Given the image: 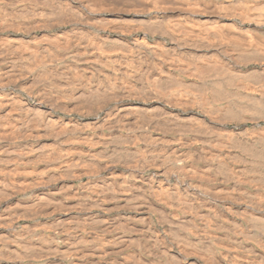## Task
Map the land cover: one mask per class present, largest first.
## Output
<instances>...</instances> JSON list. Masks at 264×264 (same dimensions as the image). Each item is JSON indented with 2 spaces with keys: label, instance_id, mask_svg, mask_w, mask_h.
I'll list each match as a JSON object with an SVG mask.
<instances>
[{
  "label": "bare ground",
  "instance_id": "1",
  "mask_svg": "<svg viewBox=\"0 0 264 264\" xmlns=\"http://www.w3.org/2000/svg\"><path fill=\"white\" fill-rule=\"evenodd\" d=\"M0 37L5 39L6 42H11V43L13 41L12 39L18 38L19 40H21L20 42H22V40H23V43L20 44V42H19V46L21 45V47H20L21 48L20 49L21 55L19 57H22V58L26 57L25 60L28 58V61H29V57L31 59H33L31 55H35V56L41 58V59L38 58L40 60V62H39L33 56L37 60L36 62H39V63H37L38 65L36 64L37 66H39V65L42 66L44 64L45 60H47L46 58H48V57L53 58V59L55 58L58 60L60 59L62 61L66 60V59H71V58H78L76 60L77 61L76 63L80 64V66L81 65L85 66L88 64L92 65V62L98 60L99 62H102L104 64H109V66L111 68V72L114 75H117L118 73L123 72V74L126 76V79H125V77H123L124 75L123 76L120 75L119 78L123 77L125 79V84H124V87H125L124 92L126 91L125 97H126V99L130 100L133 103L129 105L130 107H128V108L127 107L126 108L121 107V108H119V110H121L122 113L127 112L128 116L132 112L135 113L136 115L140 113L139 116H136V117H134L135 116L134 114H133L134 116H132V114H131V116L133 118H135V119L131 120V121H133V125H134V126L132 125V127L134 128V130L136 129L135 131L139 132V134L144 138V144L145 143L147 144L146 148H147V154L148 155L154 154L156 151H157L156 153H158V155L161 154L159 157L155 158V160L157 161L159 166H162V168H161L162 170L159 171V174H160L159 176L161 178H163V177L164 178L160 179L161 183L159 182V184H160L159 186L155 183V185L158 186L159 188H157V190L152 192L153 193L152 197L151 196L150 197L151 198H153V197L158 198V196H159L160 199H162L164 201V203H162V202H159L158 204L155 203L156 209L154 208L153 210L157 211V214L160 216V218L159 217L158 218L161 219V223L165 226V228H167L166 229L167 232H169L167 234H170L172 236V239L175 242V246L183 254V256H184L183 259L186 261V262H184L181 260L182 256H179V257H181L179 260L175 259L174 255L172 256V254H173L172 253L173 251L171 250L172 248L169 249L168 246L166 247V245L165 246L161 245L158 251L160 252L159 256H162L164 258V261L160 262V263H162V264H186L187 262L194 260V258L197 257L198 260L201 262V264H208L211 262H213V264H264V0H0ZM24 40H27L28 42L25 41L26 42L25 43ZM13 43H15V40ZM3 45H5V44H3ZM19 46L16 45V47H19ZM3 48H1V49H3ZM5 49L6 48H4L2 52H4ZM7 51H8V49H7ZM7 51H6V54L4 52L5 56L8 55ZM0 52H1V50H0ZM9 54H10V52H9ZM11 54H13L12 51H11ZM14 56L16 57V55H14ZM8 58H9V55H8ZM58 60H54V61L57 62ZM11 61L12 60H10V62H9L10 64H11ZM33 61H29V62H33ZM51 61H53V60H51ZM73 61H75V60H73ZM14 62H15V60H14ZM35 63H33V64L35 65ZM46 63H48V61H46ZM49 63H50V61H49ZM62 63H65V62H62ZM25 64H27V63H25ZM66 64L68 66V63H66ZM71 64H73V62ZM16 65H18V64H16ZM16 65L13 64L12 66H7L6 68L4 67L5 70L3 72L0 71V72H2V73H0V87H2L1 85H5V84L7 85L8 83L14 84L17 82V80H20V83H22L28 77V74H30V72H31V70H30L31 67H28L29 64H28V66H26L27 69H25L24 72L18 74V77H16L17 80H15V78L12 77L14 80H12V78H11V80L8 83H4L3 78L6 77L4 75L12 73V71L16 69V67H15ZM34 65H31V66L33 67ZM45 65H47V64H45ZM18 66H20V65H18ZM54 66H55V64H54ZM57 66H55V67H57ZM109 66H108V69H109ZM69 67H70V65H69ZM77 67H79V66H77ZM17 68L19 69V67H17ZM33 69H34V67H33ZM55 69H57V68H55ZM70 69H71V67H70ZM75 69H77V68L75 67ZM108 69H106V70H108ZM93 71H95V70H93ZM38 72L36 70V74H38ZM40 72H41V70H40ZM89 72H90V70H89ZM48 73H50V72H47V74ZM98 73H100V69H98ZM108 73L109 72H107L106 74H108ZM40 74L43 76L42 73H40ZM40 74H38V75H40ZM51 74H53V73H51ZM65 74L62 73V75H65ZM76 74H78V73H76ZM106 74L103 72L102 77L103 78L106 77ZM33 75H35V74H33ZM84 75H86V74H84ZM84 75H83V77H85ZM103 75H105V76H103ZM8 76H10V75H7V77ZM14 76H16V75H14ZM56 76H58V74ZM60 77H62V76L60 75ZM65 77H68V76L65 75ZM86 77H89V76L86 75ZM96 77L97 76H95L94 78H96ZM48 78L51 79L52 76H50ZM94 78H92V80ZM99 78H98V80H100ZM119 78H116V76H115V78H113L114 82L113 81L112 82L115 83L116 82L115 79H119ZM44 79H42V80H44ZM37 80H36V82H39L38 78H37ZM68 80H69V78L66 79V81H68ZM86 80L89 81V78H86ZM110 80H112V79H110ZM110 80L107 83H110ZM33 81H32V83H33ZM71 81L72 80L69 81L70 84H71ZM103 81H106V80H103ZM41 82H43V81H41ZM44 82H46V80ZM98 82H100V81H98ZM86 83L90 85V83H88V82H86ZM46 85H49V84H46ZM21 86H23V85H21ZM32 86H33V84H32ZM52 86H55V85L53 84ZM114 86H115V84H114ZM33 87H35V86H33ZM33 87H31V88H33ZM86 87L87 86L85 85V89L88 88V87L87 88ZM18 88H20V87H18ZM61 88H64V87H61ZM61 88H59L60 89L59 91L62 90ZM98 88H99V86H98ZM108 88H110L109 90L112 89L111 86H109ZM21 89H22L23 94H24V90L26 88L24 90H23V88H21ZM104 89H107V87ZM109 90H108V94L114 91V90H111V92H109ZM118 90H119V88H118ZM17 91H19V90H17ZM44 91H46V90H44ZM106 91L107 90H105V92ZM29 92H31V91L29 90ZM38 92H39V90H38ZM94 92L91 90L88 93H89V95H92V93H94ZM0 93H1V91H0ZM41 93H42V91H41ZM80 93H81V89H80ZM35 94H37V93H35ZM62 94L61 95L59 94V96H57V97L58 98H60V96L62 97ZM111 94H112L111 96L114 95L113 93H111ZM115 94L116 95H114V96L118 97L116 92H115ZM122 94H124V93H122ZM122 94H121V96H122ZM8 95H6V97ZM15 95L20 96L18 94H15ZM100 95L98 97H103V95L102 96H100ZM13 96H14V94H13ZM41 96L43 97V94H41ZM71 96H72V94H71ZM111 96H109V97H111ZM121 96H120V98H123ZM6 97L4 95V98H6ZM11 97H12V95H11ZM11 97H9V98L11 99ZM46 97L48 98V96H46ZM54 97H56V96H54ZM105 97L108 99L107 94L105 95ZM14 98H15V102H16L17 98L16 97H14ZM62 98H64V96ZM94 98L97 99L95 96L93 97V99ZM39 99H37V100H39ZM43 99H45V97H43ZM46 99H45V101H46ZM57 100H59V99H57ZM65 100H66V97H65ZM91 100H92V98H91ZM119 100L120 99H118V101ZM72 101H73V99H72ZM72 101H71V103H72ZM75 101L76 100H74V102ZM10 102H12V101H9V103ZM15 102H12V103L17 105ZM42 102H43V100H42ZM56 102L54 100V102H53L54 106H56L55 105ZM68 102H70V101L68 100ZM101 102H102V100H101ZM12 103H10V104H12ZM103 103H97L96 105L103 104ZM4 104H6V103H4ZM18 104H19V102H18ZM51 104H52V102H50L49 105H51ZM85 104H88V102H86ZM111 104H113V103H111ZM45 105L47 106V104H45ZM76 105H77V103H76ZM79 105H77L78 107L77 106H75V107L79 108ZM93 105H95V104L93 103ZM11 106H14V105H11ZM51 106H53V105H51ZM64 106L65 105L62 104V108ZM81 106H83L82 103H81ZM86 107L89 108V106H87V105H86ZM111 107H112V105H111ZM114 107H116V106H114ZM49 108H52V107H49ZM58 108H60L59 105H58ZM99 108H101V107H99ZM107 108H109V107H107ZM25 109H26V111L28 110L27 108H24L22 110H25ZM65 109H63V110H65ZM82 110H83V108H82ZM94 110H95V108H94ZM53 111H54V109H53ZM18 112L20 113L21 110ZM35 112H37V110H35ZM66 112H68V111H66ZM70 112H75V111H70ZM5 113H9V111L5 112ZM26 113L27 112H25V114ZM75 113H77V112H75ZM91 113H92V111H91ZM107 113H110V112H107ZM37 114H35V115H37ZM39 114H41V113H39ZM79 114L80 113L78 111V115ZM126 114H125V117H128V116H126ZM9 115H6V116L9 117ZM43 115H45V114H43ZM88 115H89V113H88ZM112 115L113 114H111L110 116H112ZM38 116H39V118L41 117L40 115H38ZM123 117H124V114H123ZM63 118H64V116H63ZM136 118H139V119H137L138 121L136 120ZM4 119H5V117H4ZM6 120H8V119L6 118ZM32 120H33V118L29 121L32 122ZM22 121H23V119H22ZM48 121L49 120H47V125L49 124ZM126 121H127V119H126ZM126 121L124 122L125 124H126ZM16 122H17V120H16ZM54 122L55 121H53L52 123H54ZM112 122L114 123V121H112ZM26 123H27V121H26ZM52 123H50L51 125H48V126L53 127ZM10 124L11 123L9 122V126H10ZM23 124H21V126H23ZM35 124H36V122H35ZM107 124H108V121H107ZM114 124H112V125H114ZM3 125H4V123H3ZM27 125H29V124H27ZM126 125H129V124H126ZM5 126H6V123H5L4 127ZM11 126H13V125H11ZM44 126H45V124H44ZM70 126H71V124H70ZM109 126H111V125H109ZM32 127H34V126H32ZM37 127H39V126H37ZM55 127H57V126H55ZM98 127H99V125H98ZM128 127H129V129L132 128L131 126H128ZM18 128L19 127H15L16 130ZM23 128L28 129L26 127H23ZM35 128L36 127H34V129ZM42 128H38V129H42ZM46 128L47 127L45 126V128L43 130H45ZM75 128H77V127H75ZM90 128L91 127H89V129ZM10 129L11 128H9V130ZM12 129L14 130V128H12ZM47 129H49V128H47ZM68 129H70V128H68ZM129 129H128V131H130ZM4 130L6 132V129H4ZM9 130H8V132H10ZM13 130H11L10 134L12 133ZM24 130H23V132H24ZM122 130H123V127H122ZM134 130H132V131H134ZM18 131H19V129H18ZM20 131H19V133H20ZM53 131L55 132V130H53ZM69 131L71 132L72 130H69ZM26 132H28V131H26ZM29 132H30V130H29ZM56 132H55V134L57 136ZM67 132H68V130H67ZM108 133H109V131H108ZM110 133H112V131ZM13 134H15V133H12V135ZM47 134L49 135L50 133L48 132ZM93 134H95V133H93ZM133 134H134V132H133ZM12 135H10V137ZM21 135L24 136V134H21ZM48 135L46 136L47 138L50 136V135L49 136ZM65 135H68V134H65ZM136 135H137V133H136ZM38 136H37V138H38ZM40 136L42 138L43 137L45 138V136H43V134L42 135L40 134ZM56 136H55V138H57ZM70 136H71V134H70ZM16 137L18 138L17 134H16ZM52 137H53V135H52ZM89 137L91 138V136H89ZM3 138H4V136H3ZM90 138L84 139L81 141H83L82 143H86L87 145H89L91 147L98 148L99 150H98L97 154L99 156H101V158L104 157V158L110 160V162L115 163V164L120 163V164L128 166V167H130V166L131 167H137L136 158L140 157L138 154L139 151L138 152L133 151V150H131L132 148L131 149H124L123 148V145H125V146L127 145L126 142H131V144H132V142L136 138L134 135H130V136L125 137V138H122V135H120V136L114 135L112 138L113 140H108L111 144H109V142L95 143V141L93 142ZM18 139H20V138H18ZM61 139H63V137ZM69 139H70V137H69ZM75 139H74V141H76ZM57 140H54V141H57ZM63 140H65V139H63ZM16 141H19V140L16 139ZM36 141H34V142H36ZM136 141L138 142L137 139H136ZM72 142H73V140L69 144L70 145L74 144V142L73 143ZM137 142L134 141V144ZM139 142H141V141H139ZM75 143H77V142H75ZM141 143H143V142H141ZM17 144H18V142H17ZM25 144H27V143L25 142ZM50 144L51 143H48V147H49L48 149L53 148V146H54V144H52L53 146L51 145V147H50ZM8 145H6V146L8 147ZM45 145H47V144H45ZM2 146H4V145H2ZM22 146H23V144H22ZM37 146L39 147V145H37ZM44 147H46L45 149H47V146H44ZM131 147H132V145H131ZM140 147H141V145H140ZM67 148H70V147H67ZM41 149H39V150H41ZM54 149H52V150H54ZM77 149H76V153H78ZM143 149H144V145H143L142 151H144ZM19 150H20V148H19ZM26 150H27V147H26ZM57 150L59 151L60 149H57ZM71 150H72V148H71ZM71 150H70V152H71ZM42 151H43V149H42ZM30 152H33V151H28L26 153V155L24 154L25 157H23L21 160L25 161L26 163H29L31 160H33V157H32ZM73 152L74 153H72V152L71 153L75 154V151H73ZM144 152H142V153H144ZM5 153H3V154H5ZM7 153H8V151H7ZM14 153L15 152H13L12 154L14 155ZM48 153L49 152H45L44 154H46V156L45 155L44 156L47 157ZM60 153H61V151H60ZM86 153H87L86 155H89L88 152H86ZM39 154H42L41 151ZM51 154L52 153H50V155ZM64 154H66V151ZM82 154L84 155V152ZM144 154H141V155L146 156V154L145 155ZM16 155L18 156V152H16ZM66 156L63 155V158ZM143 156H141L140 158H142ZM48 157H47V159H48ZM88 157H90V156H88ZM40 158H38V159H40ZM72 158H70V159H72ZM92 159H93V157L91 158V160ZM96 159H98V158H96ZM151 159H153V157ZM48 160H50V159H48ZM59 160L60 159H58L57 161H59ZM67 160H69V159H67ZM146 160H148V159H146ZM4 162H5V160H4ZM40 162H41V159L38 163H40ZM42 162L44 164L47 163V161L45 162V160ZM82 162H84V160ZM10 163L13 164L14 162H10ZM10 163H8V164H10ZM15 163H17V162H15ZM26 163H25V165H26ZM48 163L52 164V162H48ZM72 163L74 164L75 162H71V164ZM92 163H90V165L95 164V163H93V164ZM29 164H32V163H29ZM54 164H55V161H54ZM134 164H135V166H133ZM138 164H139V162H138ZM140 164L142 165V163H140ZM148 164L145 163V166ZM21 165L23 166V162ZM58 165L60 166L61 164H58ZM58 165L56 167L59 168ZM84 165H86V163ZM87 165H89V164H87ZM106 165H108V164H104L105 168H106ZM110 165L111 164H109V166ZM122 165H120V166H122ZM141 165H139V169H140ZM80 166L82 167L83 165H80ZM93 166H91L92 169H95L96 168L95 166H97V165L94 166L95 168H93ZM101 166H102V168H104L103 165H101ZM122 167H124V166H122ZM158 167H155V168H158ZM9 168H11V167H9ZM58 168H56V169H58ZM135 169L136 168H134V170ZM6 170H4V171L7 172ZM47 170H48V168H47ZM61 170L62 169H60V171ZM104 170H102V172ZM15 171H17V169ZM22 171L24 172V174L25 173L27 174V175H25L27 177L29 174L28 171H26L25 169H22ZM33 171H34V169H33ZM33 171H31V172H33ZM43 171L44 170H42L41 172H43ZM97 171H99L98 166H97ZM142 171H143V168H142ZM93 172H95V171L93 170ZM8 173H10V172H8ZM8 173H5V174H8ZM11 173H12V170H11ZM36 173H38V172H35L34 174L30 173L29 175H32V174L35 175ZM66 173H64V174L67 175ZM76 173H75V176H76ZM78 173H79V171H78ZM78 173H77V175H78ZM14 174H15V172H14ZM47 174H49V173H47ZM84 174L86 175L87 173L84 172ZM84 174H82V176ZM119 174L120 175L122 174L121 171ZM9 175H11V174H9ZM9 175H7V176H9ZM15 175H13V177ZM17 175H18V171H17ZM19 175H21V174H19ZM38 175L36 174L37 177H38ZM72 175H74V173L71 174V176ZM122 175H124V174H122ZM132 175H133V173H132ZM69 176L67 175L66 177H69ZM96 176H97V173H96ZM96 176H95V178H96ZM111 176H113V175H111ZM145 177H148V176H145ZM52 178H53V174H52ZM62 178H63V175H62ZM113 178H114V176H113ZM15 179H13V182ZM20 179H21V177H20ZM39 179H40V177H39ZM39 179H37V181H36L37 184H38V182H40ZM63 179H62V181H63ZM127 179H129V177L125 176L121 180V183L126 184ZM132 179H133V176H132ZM142 179H144V178H142V176H141V180ZM170 179L174 180V184L172 183L173 186L169 185ZM0 180H2V179H0ZM23 180H24V178H23ZM42 180H41V182L44 183V180L43 181ZM134 180H135L134 182H136V185L139 186V187H135V188L133 187L134 189L137 188L136 191L131 195L127 194V193L131 192L128 189H127L128 192L126 194L123 192L119 193V194L117 193V199L119 200V202L121 204H123L122 205L123 209L137 210L138 215L143 216V215L147 214L148 207H147L146 203L150 202V201H149V199H147L148 201L145 203L141 199V196L142 195L144 196V192L142 195L140 194V193H142L141 191H143L142 188H144V186H145L143 180L139 181L138 179H135V178H134ZM8 181H10V179ZM80 181H81V179H80ZM151 181H152V179H151ZM157 181H158V179H157ZM11 182H12V180H11ZM15 182H16V180H15ZM30 182H29V184H30ZM46 183H49V182H46ZM14 184L16 185V183H14ZM19 184H18V186H19ZM32 184L33 183L31 182L30 185H32ZM60 184H62V183H60ZM21 185H22V183H21ZM36 185L34 186L35 188H36ZM93 185L91 184V186H93ZM119 185H117V186H119ZM150 185L152 186V182ZM23 186H24V183H23ZM25 186L22 188H25ZM48 186H50V185H48ZM65 186H67V185H65ZM0 187H2V186L0 185ZM67 187H69V186H67ZM98 187H96V188H98ZM150 187H149V190L151 189ZM13 188H15V187L11 188L12 191H13ZM96 188H94V189H96ZM180 188H181V190H180ZM3 189H5V188H3ZM17 189H19V188H17ZM64 189L65 188H63V190ZM118 189H119V187H118ZM120 189H121V187H120ZM209 189H211V191H210L211 193L209 192ZM23 190H25V189H23ZM60 190H61V188H60ZM151 190H153V189H151ZM151 190H150V192H151ZM67 191H68V188H67ZM17 192L20 193V191H17ZM22 192L23 191L21 190V193ZM57 192H61V191L58 190ZM75 192L76 191H73V193H75ZM90 192H91V194H92V192L94 193L93 190H91ZM90 192H89V194H90ZM95 192H99L101 194L103 191L101 189L100 190L96 189ZM15 193H16V191H15ZM33 193H35V191ZM36 193H37V191H36ZM103 193H105V192H103ZM114 193H111V194H114ZM52 194H56V193L54 192ZM83 195H84V192H83ZM25 196L27 197V194L24 195V197ZM78 196H80V194ZM84 196H86V194ZM199 196H202L203 198L201 197L202 199H199ZM40 197H41V195H40ZM87 197H89V196H87ZM5 198H6V196L4 197V199ZM63 198H65V197H63ZM94 198L91 201H94ZM22 200H20V201L22 202ZM26 200H24V201H26ZM157 200H159V199H157ZM57 201H58V199H57ZM28 202H30V201H28ZM59 202H58V204H59ZM61 202H63V200ZM46 203H49V202L46 201ZM52 203H53V201H52ZM103 203H105V202H103ZM54 204H55V202H54ZM61 204H59V205L62 207ZM75 204H76V202H75ZM5 205H7V204H5ZM18 205L20 206V204H18ZM80 205H82V204H80ZM90 205H89V207H90ZM112 205H110V206H112ZM116 205H119V204H116ZM22 206H21V208H25ZM34 206H37V205H33L32 207L34 208ZM60 206H58V207H60ZM67 206H64V207L67 209ZM75 206H77V205H75ZM26 207L28 209V206H26ZM50 207H51V205H50ZM55 207H56V205H55ZM79 207L81 208V206H79ZM94 207H95V205L92 207V209H94ZM115 207H117V206H115ZM10 208H12V207H10ZM19 208L20 207H18V209ZM29 208H31V207L29 206ZM40 208H43V207H40ZM77 208H78V206H77ZM90 208H89V210H90ZM6 209H8V208H6ZM37 209H39V208H37ZM69 209H67V210L71 211L74 208L70 207ZM111 209H114V208H111ZM23 210H25V209H23ZM45 210L47 211V209H45ZM89 210H86V212H88ZM166 210H168V212L169 211L173 212L174 214L169 215V213H168L166 215L165 214ZM32 211H34V210H32ZM78 211H80V210H77V212ZM156 211H155V213H156ZM100 212H101V210H100ZM31 213L34 214L33 212H31ZM83 213L85 214V212H83ZM90 213H91V211H90ZM116 213H118V212H116ZM153 213H154V211H153ZM21 214H22V211H21ZM21 214H18V215H21ZM96 215H97V211H96ZM16 216H17V214H16ZM35 216H36V214H35ZM115 216H117V215L115 214ZM128 216H130V215H128ZM19 217H21V216H19ZM145 217H147V216H145ZM149 217H150V215H149ZM22 218H25V215H24V217L22 216ZM26 218H28V217H26ZM127 218H126V220H127ZM144 218H142V219H144ZM94 219H96V218H94ZM191 219L192 220L198 219V221L200 223V228H197L195 225H193V223L190 221ZM9 220L6 222H10ZM74 220L77 221L76 219H74ZM63 221H64V219H63ZM75 221H71V222L73 223ZM91 221H93V218ZM79 222H81V221H79ZM67 223H69V221H67ZM132 223H133L132 225H135L136 221H132ZM97 224H99V223L97 222ZM112 224L110 223V221L105 222V220H104V223L102 224V228L106 232L107 239L104 240V242L100 241L102 243L98 247L94 246V245L91 246V244L90 245L87 244L85 239H84V241L86 243L85 242H79V243L76 242L78 244L72 250V251H76V254H75V255H77L76 258H78V260H79V258L84 259V260L85 259L88 260V259L93 258L94 260H97V262L103 261V264H130V262H125L122 260H121L122 262H120V261L115 262L112 260L110 262L109 261L106 262V259L108 260V255L113 254L112 251H115V252L120 251V249L123 248V245H125L126 240L129 239V238L125 239L123 234L114 230ZM126 224H128V223H126ZM74 225H76V224L74 223ZM94 225H96V224H94ZM130 225H131V223H130ZM121 226H123V225H121ZM62 227L64 229V226H62ZM92 227H93V225H92ZM148 227L146 229L147 231H148ZM11 230H13V229H11ZM92 230L94 231L97 229H92ZM140 230H138V232ZM156 230H158V228ZM26 231H24V232L26 233ZM32 231H34V230H32ZM41 232H43V231H41ZM59 232H61V231H59ZM161 233H163V232H161ZM20 235H21V233H20ZM38 236L36 237V235H35V238H38ZM1 237H3V236L0 235V238ZM18 237H19V235H18ZM160 237H163V236L161 235ZM40 238H42V237H40ZM48 239H49V237H48ZM66 239H68V237ZM79 239H80V241L81 240L83 241V239H81V237H79ZM99 239H100V237H99ZM103 239H104V237H103ZM1 240H3V239L1 238ZM92 240H90V241H92ZM145 240H148V239H145ZM164 240H165V238H164ZM9 241H10V243L12 242L11 239ZM43 241L45 242V238L43 239ZM93 241H95V239ZM1 242L2 241H0V243ZM4 242L5 241H3V243ZM22 242L24 243L25 241L22 240ZM41 242H42V240H41ZM100 242H96L94 244L96 245L97 243L99 244ZM165 242L166 241H164V243ZM166 243H168V242H166ZM138 244H137V246L139 247ZM69 245H71V244H69ZM11 246H12V243H11ZM43 247L41 246V248H43ZM2 248H4V247L2 246ZM33 248H34V246H33ZM35 248H36V246H35ZM38 249H39V247H38ZM58 250H60V249H58ZM144 250H146V249H144ZM14 252H12V253L15 254V256H16V253H21L18 251L17 252L14 251ZM143 252H145V251H143ZM35 253H37V251H35ZM39 253H40V251H39ZM73 255H72V258H73ZM137 256H136V258H137ZM153 256H155V254ZM156 256H157V254H156ZM6 257H7V255H6ZM29 257L31 258L30 255H29ZM33 257L35 258L36 255ZM2 258L3 259L5 258V256L3 254H2ZM11 258H13V257H11ZM22 258L24 260L23 256H22ZM30 258H29V260H30ZM129 258H132V257L129 256ZM35 260H33V261H35ZM126 261H128V260L126 259ZM10 262H11V260H10ZM141 262L143 264V262H145V261L142 260ZM153 262H155V261H153ZM46 263H47V260H46ZM70 263L72 264V262H70ZM86 263H88V262H86ZM51 264H52V262H51ZM95 264H98V263H95ZM132 264H134V263H132ZM137 264H138V262H137ZM145 264H146V262H145ZM157 264H159V263H157Z\"/></svg>",
  "mask_w": 264,
  "mask_h": 264
},
{
  "label": "rangeland",
  "instance_id": "2",
  "mask_svg": "<svg viewBox=\"0 0 264 264\" xmlns=\"http://www.w3.org/2000/svg\"><path fill=\"white\" fill-rule=\"evenodd\" d=\"M1 38V37H0ZM3 38H1L0 39V50H1V54H0V71H4L5 70V68L7 67V66H12L13 64L14 65H16V64H18V65H20V66H18V65H16L15 67H16V69L15 70H13L12 71V73H10V74H7V75H10V76H8L7 77V75H4V76H6V77H4L3 78V80H4V83H8L10 80H11V78L13 77V78H15V80H17L16 79V77H18V74H20V73H22V72H24V70L25 69H27V67L26 66H28V64H29V66L28 67H31L30 68V70H31V72H30V74H28V77L22 82V83H20V80H17V82L16 83H14V84H5V85H1L2 87H0V91H1V93H0V97L2 98H0L1 100H0V120L2 121H0V179H2V180H0V185L2 186V187H0V235L1 236H3V237H1L3 240H1V238H0V241H2L1 243H0V264H11L12 262V264H51V262H52V264H71L70 262H72V264H95V263H98V264H103V261H98L97 262V260H94L93 258L92 259H80L79 258V260H78V258H76V256L77 255H75L76 254V251H72L73 250V248L79 243V242H87V244H91V246H99L102 242H104V240H106L107 239V235H106V232L103 230V228H102V224L104 223V220H105V222L106 221H110V223L113 225V229L114 230H116L117 232H120L121 234H123L124 235V237H125V239H128V240H126V243H125V245H123V248L122 249H120V251H117V252H115V251H112V253L113 254H109L108 255V260L106 259V262L107 261H120V262H122V261H125V262H130V264H132V263H134V264H137V262H138V264H142V260L143 261H145L146 262V264H157V263H159V264H162V263H160V262H163L164 261V258L162 257V256H159L160 254V252L158 251L159 250V248H160V246L162 245V246H165L166 245V247L168 246V248L170 249V248H172L171 250L173 251L172 253V256L174 255V258L175 259H177V260H179L181 257H179V256H182V258H181V260L182 261H184V262H186L183 258H184V256H183V254L180 252V250L175 246V242L173 241V239H172V236L170 235V234H167V233H169V232H167V228H165V226L161 223V219H159L160 218V216L157 214V211L156 210H153L154 208L156 209V204H158L159 202H162V203H164V201L162 200V199H160V197L158 196V198H151L152 197V192H154L155 190H157V188H159L158 186L160 185L159 184V182L161 181L160 179H163V178H161L159 175V171H161L162 169V166H159L158 165V163H157V161L155 160V158H157V157H159L160 155H158V153H154V154H150V155H148L147 154V148H146V146H147V144L145 143L144 144V138L139 134V132H137V131H135L134 130V128L132 127V125H133V121H131V120H133V119H135V118H133L132 116H134V117H136V116H139V114H135V113H130L129 114V116H128V113L127 112H124V113H122L121 112V110H119V108H121V107H130L129 105L130 104H132L133 102H131L130 100H128V99H126V97H125V93H126V91L124 92V89H125V87H124V84H125V79H126V76L123 74V72H121V73H118L117 75H114L112 72H111V68H110V66H109V64H104V63H102V62H99L98 60L97 61H94V62H92V65L91 64H88V65H81L80 66V64H78V63H76L77 61V59L78 58H71V59H66V60H64V61H62V60H58V59H53V58H50V57H48V58H46L47 60H45V62H44V64L41 66V65H39V66H37L38 64L37 63H39L40 62V60L39 59H41V58H39V57H37V56H35V55H31L32 56V58L33 59H31L30 57H29V61H33L35 58L39 61V62H36L37 60L35 59L33 62H29L28 61V58L25 60V58H22V57H19L21 54V45L19 46V42L21 41V40H19L18 38L17 39H12L13 41H12V43L11 42H6L5 41V39H3ZM14 40H15V43H13L14 42ZM28 42L27 40H24V42ZM4 42V43H3ZM25 42V43H26ZM5 44V45H3V44ZM11 43V44H10ZM18 43V44H17ZM21 43H23V40H22V42H20V44ZM14 44V45H13ZM16 45L17 46H19V47H16ZM6 48L5 49V54H6V51H7V49H8V51H7V54L9 55V58H8V55H6L5 56V54H4V52H2L3 51V49L4 48ZM16 47V48H15ZM1 48H3V49H1ZM14 48V49H13ZM19 48V49H18ZM10 49V50H9ZM11 51H12V53L13 54H11ZM9 52H10V54H9ZM16 53V54H15ZM13 55V56H12ZM14 55H16V57L14 56ZM35 58H34V57ZM15 58V59H14ZM39 58V59H38ZM2 59V60H1ZM7 60V61H6ZM10 60H12L11 61V64L9 63L10 62ZM14 60H15V62H14ZM23 60V61H22ZM51 60H58L57 62L56 61H51ZM73 60H75V61H73ZM17 61V62H16ZM22 63H21V62ZM46 61H48V63H46ZM49 61H50V63H49ZM3 62V63H2ZM36 62V63H35ZM52 62V63H51ZM62 62H65V63H62ZM73 62V64H71V63ZM16 63V64H15ZM25 63H27V64H24ZM33 63H35V65L37 66H35ZM55 64V66H57V67H55L54 66V64ZM66 63H68V66H67V64ZM34 65L33 67H34V69H33V67L31 66V65ZM45 64H47V65H45ZM66 64V65H65ZM45 65V66H44ZM69 65H70V67H71V69H70V67H69ZM79 66V67H77V66ZM106 65V66H105ZM41 66V67H40ZM62 66V67H61ZM65 66V67H64ZM84 66V67H83ZM108 66H109V69H108ZM5 67V68H4ZM17 67H19V69L17 68ZM43 67V68H42ZM47 67V68H46ZM53 67V68H52ZM67 67V68H66ZM75 67L77 68V69H75ZM87 67V68H86ZM107 67V68H106ZM41 68V69H40ZM45 68V69H44ZM52 70H51V69ZM55 68H57V69H55ZM73 68V69H72ZM86 68V69H85ZM108 69V70H106V69ZM29 69V68H28ZM44 69V70H43ZM50 69V70H49ZM69 69V70H68ZM97 69V70H96ZM98 69H100V73H98ZM36 70H37V72L39 71L40 72V70H41V72L40 73H42L43 74V76L38 72V74H40V75H38V74H36ZM73 70V71H72ZM77 70V71H76ZM79 70V71H78ZM83 70V71H82ZM89 70H90V72H89ZM93 70H95V71H93ZM102 70V71H101ZM16 71V72H15ZM50 72V73H48L47 74V72ZM54 71V72H53ZM63 74H65L66 76H68V77H65V75H62V73ZM68 71V72H67ZM71 73H70V72ZM93 71V72H92ZM2 72H0V73H2ZM19 72V73H18ZM34 72V73H33ZM46 72V73H45ZM57 72V73H56ZM60 72V73H59ZM81 72V73H80ZM95 72V73H94ZM98 74H97V73ZM107 73V72H109L108 74H106V77H102V73ZM51 73H53V74H51ZM76 73H78V74H76ZM33 74H35V75H33ZM58 74V76H56ZM84 74H86L87 76H89V77H86V75H84ZM14 75H16V76H14ZM49 75V76H48ZM60 75L62 76V77H60ZM76 75V76H75ZM83 75L86 77V78H89V81H87L86 80V78L85 77H83ZM123 76V77H125V79L123 78V77H120L119 78V76ZM34 76V77H33ZM38 76V77H37ZM50 76H52V78L50 79V78H48V77H50ZM81 76V77H80ZM93 76V77H92ZM95 76H97L96 78H94ZM103 76H105V75H103ZM115 76H116V78H119V79H115V83H113L114 82V80H113V78H115ZM118 76V77H117ZM33 77V78H32ZM65 77V78H64ZM78 77V78H77ZM81 79H80V78ZM100 77V78H99ZM12 78V80H14ZM36 78V79H35ZM37 78L39 79V82H36V80H37ZM44 79V80H42V79ZM48 80H47V79ZM63 78V79H62ZM67 78H69V80L68 81H66V79ZM92 78H94L93 80H92ZM98 78L100 79V80H98ZM28 79V80H27ZM53 79V80H52ZM74 79V80H73ZM110 79H112V80H110ZM35 82H34V81ZM43 81V82H41V81ZM46 80V82H44ZM56 80V81H55ZM65 80V81H64ZM70 80H72L71 81V84L69 83V81ZM84 80V81H83ZM100 81V82H98V81ZM102 80V81H101ZM103 80H106V81H103ZM109 80H110V83H107V82H109ZM120 80V81H119ZM124 80V81H123ZM29 81V82H28ZM32 81H33V83H32ZM38 81V80H37ZM52 81V82H51ZM113 81V82H112ZM54 82V83H53ZM58 84H57V83ZM61 82V83H60ZM76 82V83H75ZM86 82H88V83H90V85L89 84H87ZM106 82V83H105ZM59 86H57L56 84ZM84 83V84H83ZM102 83V84H101ZM118 83V84H117ZM27 84V85H26ZM32 84H33V86H35V87H33L32 86ZM39 84V85H38ZM46 84H49V85H46ZM55 85V86H52V85ZM94 84V85H93ZM114 84H115V86H114ZM14 85V86H13ZM20 85V86H19ZM21 85H23V86H21ZM31 85V86H30ZM43 85V86H42ZM70 85V86H69ZM85 85L88 87H86L87 89H85ZM89 85V86H88ZM99 86V88H98V86ZM118 85V86H117ZM123 85V86H122ZM46 86V87H45ZM76 86V87H75ZM109 86H111V90H114L113 92H111V90H109L110 88H108ZM121 88H120V87ZM4 87V88H3ZM18 87H20V88H18ZM31 87H33V88H31ZM61 87H64V88H61ZM81 89V93H80V89ZM97 87V88H96ZM107 87V89H104V88H106ZM21 88H23V90H24V94H23V91H22V89ZM41 90H40V89ZM44 88V89H43ZM59 88H61L62 90L61 91H59L60 89ZM95 88V89H94ZM102 88V89H101ZM118 88H119V90H118ZM15 89V90H14ZM99 89V90H98ZM104 89V90H103ZM17 90H19V91H17ZM21 90V91H20ZM29 90L31 91V92H29ZM38 90H39V92L41 93V91H42V93L41 94H43V97H45V99L47 98L46 96H48V98L46 99V101H45V99H43V97L41 96V94L38 92ZM44 90H46V91H44ZM57 90V91H56ZM74 90V91H73ZM77 90V91H76ZM83 90V91H82ZM95 91L94 93H92V95H89V91ZM105 90H107L106 92H105ZM108 90H109V92H111V93H113L114 95H116L115 94V92L117 93V96L119 97H116V96H111L112 94L111 93H109L108 94ZM17 91V92H16ZM26 91V92H25ZM45 93H44V92ZM51 91V92H50ZM73 91V92H72ZM76 91V92H75ZM88 91V92H87ZM6 92V93H5ZM28 92V93H27ZM71 92V93H70ZM14 94V96H13V94ZM21 93V94H20ZM35 93H37V94H35ZM53 93V94H52ZM63 93V94H62ZM80 93V94H79ZM88 93V94H87ZM91 93V92H90ZM103 93V94H102ZM105 93V94H104ZM122 93H124V94H122ZM9 94V95H8ZM15 94H18V95H20V96H17V95H15ZM35 94V95H34ZM59 94L61 95L62 94V97L64 96V98H62L61 96H60V98H58L57 96H59ZM71 94H72V96H71ZM84 96H83V95ZM86 94V95H85ZM101 94V95H100ZM107 94V96H108V99L105 97V95ZM121 94H122V96H121ZM4 95H5V97H6V95H8L9 97H11V95H12V97H11V99L8 97H6V98H4ZM37 95V96H36ZM46 95V96H45ZM56 96V97H54V96ZM82 95V96H81ZM92 98V100H91V98L89 97V96ZM97 95V96H96ZM102 96L103 95V97H98V96ZM25 96V97H24ZM31 96V97H30ZM96 97L97 99H93V97ZM109 96H111V97H109ZM120 96L121 97H123V98H120ZM14 97H16L17 99H16V102H15V98ZM23 97V98H22ZM37 97V98H36ZM53 97V98H52ZM65 97H66V100H65ZM72 97V98H71ZM113 97V98H112ZM4 98V99H3ZM31 98V99H30ZM40 98V99H39ZM55 98V99H54ZM77 98V99H76ZM111 98V99H110ZM37 99H39V100H37ZM57 99H59V100H57ZM72 99H73V101H72ZM99 99V100H98ZM110 99V100H109ZM118 99H120L119 101H118ZM7 100V101H6ZM18 100V101H17ZM25 100V101H24ZM27 100V101H26ZM42 100H43V102H42ZM54 100H55V105L56 106H54ZM68 100L70 101V102H68ZM74 100H76L75 102H74ZM101 100H102V102H101ZM124 100V101H123ZM9 101H12V102H15L17 105H15L14 103H12V102H10V103H12V104H10L9 103ZM22 101V102H21ZM49 103H48V102ZM71 101H72V103H71ZM82 103V105L83 106H81V103ZM99 101V102H98ZM109 101V102H108ZM130 101V102H129ZM18 102H19V104H18ZM21 102V103H20ZM46 102V103H45ZM50 102H52V104L51 105H53V106H51V105H49L50 104ZM79 102V103H78ZM86 102H88V104H85ZM104 102V103H103ZM108 102V103H107ZM117 102V103H116ZM120 102V103H119ZM4 103H6V104H4ZM25 103V104H24ZM40 103V104H39ZM47 104V106L45 105V104ZM75 103V104H74ZM76 103H77V105H79V108H77L78 106L76 105ZM84 103V104H83ZM93 103L95 104V105H93ZM97 103H103V104H98V105H96ZM106 103V104H105ZM111 103H113V104H111ZM119 103V104H118ZM24 104V105H23ZM31 104V105H30ZM42 104V105H41ZM62 104L63 105H65L63 108H62ZM11 105H14V106H11ZM58 105L60 106V108H58ZM68 105V106H67ZM86 105L87 106H89V108L88 107H86ZM101 105V106H100ZM111 105H112V107H111ZM16 106V107H15ZM52 107V108H49V107ZM75 106H77V107H75ZM101 107V108H99V107ZM114 106H116V107H114ZM15 107V108H14ZM22 107V108H21ZM30 107V108H29ZM40 107V108H39ZM68 107V108H67ZM107 107H109V108H107ZM114 107V108H113ZM24 108H29L27 111H26V109L25 110H22V109H24ZM38 108V109H37ZM44 108V109H43ZM49 108V109H48ZM57 108V109H56ZM66 108V109H65ZM82 108H83V110H82ZM91 108V109H90ZM94 108H95V110H94ZM117 108V109H116ZM3 109V110H2ZM51 109V110H50ZM53 109H54V111H53ZM63 109H65V110H63ZM116 109V110H115ZM21 110V112L19 113L18 111H20ZM34 110V111H33ZM35 110H37V112H35ZM46 110V111H45ZM62 110V111H61ZM100 110V111H99ZM102 110V111H101ZM9 111V113H5V112H8ZM17 111V112H16ZM49 111V112H48ZM53 111V112H52ZM65 111V112H64ZM66 111H68V112H66ZM70 111H75V112H77V113H75V112H70ZM78 111H79V115H78ZM91 111H92V113H91ZM114 111V112H113ZM116 111V112H115ZM16 112V113H15ZM25 112H27L26 114H25ZM33 112V113H32ZM35 112V113H34ZM44 112V113H43ZM52 112V113H51ZM57 114H56V113ZM84 112V113H83ZM87 112V113H86ZM107 112H110V113H107ZM4 113V114H3ZM22 113V114H21ZM31 113V114H30ZM38 113V114H37ZM39 113H41V114H39ZM50 113V114H49ZM88 113H89V115H88ZM116 113V114H115ZM127 113V114H126ZM10 114V115H9ZM25 114V115H24ZM35 114H37V115H35ZM43 114H45V115H43ZM84 114V115H83ZM87 114V115H86ZM106 114V115H105ZM109 114V115H108ZM111 114H113L112 116H110ZM120 114V115H119ZM123 114H124V117H123ZM125 114H126V116H128V117H125ZM131 114H132V116H131ZM134 114V115H133ZM6 115H9V117L8 116H6ZM18 115V116H17ZM33 115V116H32ZM38 115H40L41 117L39 118V116ZM86 115V116H85ZM93 115V116H92ZM96 115V116H95ZM115 115V116H114ZM25 116V117H24ZM59 118H58V117ZM63 116H64V118H63ZM66 116V117H65ZM73 116V117H72ZM76 116V117H75ZM89 116V117H88ZM4 117H5V119H4ZM17 117V118H16ZM31 117V118H30ZM38 119H37V118ZM43 117V118H42ZM61 117V118H60ZM116 117V118H115ZM122 117V118H121ZM6 118L8 119V120H6ZM21 118V119H20ZM33 118V120H32V122L31 121H29V120H31ZM74 118V119H73ZM121 120H120V119ZM15 119V120H14ZM22 119H23V121H22ZM29 119V120H28ZM52 121H51V120ZM59 119V120H58ZM98 119V120H97ZM109 119V120H108ZM116 119V120H115ZM126 119H127V121H126ZM137 119H139V118H136V120ZM6 122H5V121ZM11 120V121H10ZM13 120V121H12ZM16 120H17V122H16ZM20 122H19V121ZM27 121V123H26V121ZM39 120V121H38ZM47 120H49L48 122H49V124L48 125H51L50 123H52L53 121H55L54 123H52V126L53 127H51V126H48L47 125ZM73 120V121H72ZM4 121V122H3ZM24 123H22V122ZM30 123H29V122ZM42 121V122H41ZM45 121V122H44ZM51 121V122H50ZM63 123H62V122ZM80 121V122H79ZM107 121H108V124H107ZM112 121H114V123L112 122ZM117 121V122H116ZM126 121V124H129V125H126L124 122ZM138 121V120H137ZM9 122L11 123L10 124V126H9ZM13 122V123H12ZM16 124H15V123ZM35 122H36V124H35ZM84 124H82V123ZM123 122V123H122ZM2 123V124H1ZM3 123H4V125H5V123H6V126L4 127V125H3ZM32 123V124H31ZM43 123V124H42ZM61 125H60V124ZM67 123V124H66ZM117 123V124H116ZM120 123V124H119ZM122 123V124H121ZM131 123V124H130ZM21 124H23V126H21ZM26 124V125H25ZM27 124H29V125H27ZM35 124V125H34ZM40 124V125H39ZM44 124H45V126L47 127V128H49V129H45V130H43L44 128H45V126H44ZM70 124H71V126H70ZM94 124V125H93ZM112 124H114V125H112ZM11 125H13V126H11ZM25 125V126H24ZM34 126V127H36L35 129H34V127H32V126ZM57 126V127H55V126ZM66 125V126H65ZM76 125V126H75ZM89 125V126H88ZM98 125H99V127H98ZM101 125V126H100ZM109 125H111V126H109ZM123 125V126H122ZM28 126V127H27ZM37 126H39V127H37ZM63 126V127H62ZM87 128H86V127ZM128 126H131L130 128L132 129V130H134V131H132L131 129H129V127ZM134 126V125H133ZM11 128L10 130H9V128ZM15 127H19L18 129H19V131H20V133H19V131H18V129L16 130L15 129ZM23 127H26V128H28V129H25V128H23ZM31 129H30V128ZM43 127V128H42ZM70 128V129H68V128ZM75 127H77V128H75ZM79 127V128H78ZM89 127H91L90 129H89ZM95 127V128H94ZM97 127V128H96ZM122 127H123V130H122ZM126 129H125V128ZM3 128V129H2ZM12 128H14V130L12 129ZM38 128H42V129H38ZM86 128V129H85ZM4 129H6V132H5V130ZM25 129V130H24ZM59 129V130H58ZM75 129V130H74ZM85 129V130H84ZM128 129L130 130V131H128ZM8 130L11 132V130H13L12 131V133H15V134H13L12 135V133L10 134V132H8ZM23 130H24V132H23ZM29 130H30V132H29ZM33 130V131H32ZM47 130V131H46ZM53 130H55V132L57 133V136H56V134H55V132L53 131ZM67 130H68V132H67ZM69 130H72L71 132L73 133H71ZM90 130V131H89ZM93 130V131H92ZM95 130V131H94ZM101 130V131H100ZM109 131V133L112 131V133H108V131ZM121 130V131H120ZM26 131H28V132H26ZM38 131V132H37ZM59 131V132H58ZM81 131V132H80ZM3 132V133H2ZM49 132L50 134V136L47 134V133ZM87 132V133H86ZM100 132V133H99ZM133 132H134V134H133ZM3 135H2V134ZM12 135L11 137H10V135ZM38 133V134H37ZM42 135L43 134V136H45V138L43 137H41L40 136V134ZM46 133V134H45ZM63 135H62V134ZM93 133H95V134H93ZM97 133V134H96ZM136 133H137V135H136ZM6 134V135H5ZM16 134H17V136H18V138H20V139H18L17 137H16ZM19 134V135H18ZM21 134H24V136H22ZM29 136H27V135ZM38 136V138H37V136ZM61 134V135H60ZM65 134H68V135H65ZM70 134H71V136H70ZM107 134V135H106ZM127 134V135H126ZM134 135L136 138L134 139V141L135 142H137L136 141V139L138 140V144L137 143H135L134 144V141L132 142V144H131V142H126V146L125 145H123V148L124 149H131V150H133V151H139L138 152V154H139V156L141 157V156H143V155H141V154H146V156H143L142 158H136V165H137V167H128V166H125V165H122V164H120V163H117V164H115V163H112V162H110V160H108V159H106V158H101V156H99L97 153H98V148H95V147H91V146H89V145H87L86 143H82L83 141H81V140H84V139H89L90 137L89 136H91V140L94 142L95 141V143H106V142H109L108 140H113L112 138H113V136L114 135H122V138H125V137H128V136H130V135ZM9 135V136H8ZM21 135V136H20ZM49 136L48 138L46 137V136ZM52 135H53V137H52ZM65 135V136H64ZM88 135V136H87ZM125 135V136H124ZM3 136H4V138H3ZM20 136V137H19ZM27 136V137H26ZM31 136V137H30ZM55 136L57 137V138H55ZM68 136V137H67ZM82 136V137H81ZM86 136V137H85ZM99 136V137H98ZM102 136V137H101ZM112 136V137H111ZM141 136V137H140ZM60 137V138H59ZM63 137V139H65V140H63V139H61ZM69 137H70V139H69ZM93 137V138H92ZM140 137V138H139ZM17 140H19V141H16V139ZM47 138V139H46ZM53 138V139H52ZM55 138V139H54ZM76 138V139H75ZM82 138V139H81ZM110 138V139H109ZM59 141H58V140ZM74 139L76 140V141H74ZM78 139V140H77ZM98 139V140H97ZM3 140V141H2ZM13 140V141H12ZM24 142H23V141ZM31 140V141H30ZM37 140V141H36ZM42 140V141H41ZM54 140H57V141H54ZM61 140V141H60ZM73 140V142H74V144H72V145H70L69 143H71V141ZM103 142H102V141ZM143 140V141H142ZM2 141V142H1ZM12 141V142H11ZM34 141H36V142H34ZM39 141V142H38ZM44 141V142H43ZM100 141V142H99ZM139 141H141V142H143V143H141V142H139ZM17 142H18V144H17ZM25 142L27 143V144H25ZM47 142V143H46ZM72 142V143H73ZM75 142H77V143H75ZM21 143V144H20ZM39 143V144H38ZM48 143H51L50 144V147H51V145L52 144H54V146H53V148H50V149H48L49 147H48ZM62 143V144H61ZM8 145V147L6 146V145ZM22 144H23V146H22ZM44 146H47V149H45L46 147H44ZM45 144H47V145H45ZM61 144V145H60ZM65 144V145H64ZM81 144V145H80ZM108 144V143H107ZM109 144H111L110 142H109ZM141 145V147H140V145ZM2 145H4V146H2ZM21 145V146H20ZM37 145H39V147L37 146ZM42 147H41V146ZM70 145V146H69ZM130 145V146H129ZM131 145H132V147H131ZM143 145H144V151H142V148H143ZM17 146V147H16ZM70 147V148H67V147ZM77 146V147H76ZM112 146V145H111ZM3 147V148H2ZM13 147V148H12ZM25 149H24V148ZM26 147H27V150H26ZM44 147V148H43ZM75 147V148H74ZM79 147V148H78ZM87 147V148H86ZM90 147V148H89ZM5 148V149H4ZM7 148V149H6ZM16 150H15V149ZM19 148H20V150H19ZM22 148V149H21ZM43 149V151H42V149ZM55 148V149H54ZM60 149L59 151L57 150V149ZM68 150H67V149ZM71 148H72V150L73 151H75V154H72V153H74L72 150H71ZM79 150H78V149ZM136 148V149H135ZM146 148V149H145ZM39 149H41V150H39ZM52 149H54V150H52ZM71 150V152H70V150ZM76 149H77V152L78 153H76ZM12 150V151H11ZM18 150V151H17ZM36 150V151H35ZM81 150V151H80ZM142 152H144V153H142ZM2 151V152H1ZM7 151H8V153H7ZM11 151V152H10ZM20 151V152H19ZM28 151H33V152H30L31 153V155H32V157H33V160H31L29 163H32V164H29V163H26L25 161H23V160H21L23 157H25L24 156V154L26 155V153L28 152ZM35 151V152H34ZM40 151H41V153L42 154H39L40 153ZM56 153H55V152ZM60 151H61V153L63 154V155H67L66 157H64L63 158V155L60 153ZM65 153V151H66V154H64L63 152ZM88 152V154L89 155H86L87 153L86 152ZM6 152V153H5ZM13 152H15L14 153V155L12 154ZM16 152H18V156L16 155ZM39 152V153H38ZM45 152H49L48 154H47V157H48V159H50V160H48L47 159V157H45L46 156V154H44ZM68 152V153H67ZM84 152V155L82 154ZM160 152V151H159ZM2 153V154H1ZM3 153H5V154H3ZM50 153H52L51 155H50ZM141 153V154H140ZM153 153V152H152ZM162 153V152H161ZM10 154V155H9ZM37 154V155H36ZM72 154V155H71ZM82 154V155H81ZM144 154V155H145ZM157 154V155H156ZM34 155V156H33ZM43 155V156H42ZM45 155V156H44ZM86 155V156H85ZM71 156V157H70ZM79 156V157H78ZM88 156H90L91 158L93 157V159L91 160V158L90 157H88ZM155 156V157H154ZM2 157V158H1ZM36 157V158H35ZM41 157V158H40ZM47 159H45V158ZM73 157V158H72ZM87 157V158H86ZM145 157V158H144ZM153 157V159H151ZM38 158H40L41 159V162L42 161H44L45 160V162L47 161V163H38L39 161H40V159H38ZM70 158H72V159H70ZM79 158V159H78ZM89 158V159H88ZM96 158H98V159H96ZM144 158V159H143ZM38 159V160H37ZM44 159V160H43ZM58 159H60L59 161H57ZM66 161H65V160ZM67 159H69V160H67ZM79 161H78V160ZM88 159V160H87ZM139 159V160H138ZM146 159H148V160H146ZM151 159V160H150ZM4 160H5V162H4ZM75 160V161H74ZM84 160V162H82ZM54 161H55V164H54ZM57 161V162H56ZM69 163H68V162ZM78 161V162H77ZM10 162H14L13 164L12 163H10ZM15 162H17V163H15ZM22 162H23V166L21 165L22 164ZM48 162H52V164L51 163H48ZM59 162V163H58ZM66 162V163H65ZM71 162H75L74 164L72 163L71 164ZM80 162V163H79ZM95 163V164H93V163ZM138 162H139V164H138ZM8 163H10V164H7ZM19 163V164H18ZM25 163H26V165H25ZM38 163V164H37ZM57 163V164H56ZM68 163V164H67ZM86 163V165H84ZM90 163H92L94 166L95 165H97L98 166V169H99V171H97V166H93V165H90ZM108 164V165H106V168H105V166H104V164ZM140 163H142V165L140 164ZM145 163H149L148 165H146L145 166ZM51 164V165H50ZM58 164H61L60 166L58 165ZM77 164V165H76ZM87 164H89V165H87ZM109 164H111L110 166H109ZM114 166H113V165ZM10 165V166H9ZM14 165V166H13ZM59 166V168L58 167H56V166ZM68 165V166H67ZM76 165V166H75ZM80 165H83L82 167L80 166ZM101 165H103V167L104 168H102V166ZM120 165H122V166H124V167H122V166H120ZM139 165H141L140 166V169H139ZM156 165V166H155ZM53 166V167H52ZM64 166V167H63ZM72 168H70V167ZM80 166V167H79ZM91 166H93V168H95V169H92V167ZM101 166V167H100ZM133 166H135V164L133 165ZM154 166V167H153ZM159 166V167H158ZM5 169H4V168ZM9 167H11V168H9ZM19 169H18V168ZM23 167V168H22ZM33 167V168H32ZM67 167V168H66ZM71 169H69V168ZM77 167V168H76ZM120 167V168H119ZM155 167H158V168H155ZM47 168H48V170H47ZM55 168V169H54ZM56 168H58V169H56ZM80 168V169H79ZM91 168V169H90ZM118 168V169H117ZM129 168V169H128ZM134 168H136L135 170H134ZM142 168H143V171H142ZM146 170H145V169ZM148 168V169H147ZM7 169V170H6ZM10 169V170H9ZM17 169V171H18V175H17V171H15ZM22 169H25L26 171H28V173L30 174V173H35V172H38V173H36L37 175H38V177L36 176V174L35 175H29L28 174V176L26 177L25 175H27L26 173L24 174V172L22 171ZM32 169V170H31ZM33 169H34V171H33ZM60 169H62L61 171H60ZM64 169V170H63ZM69 171H68V170ZM79 169V170H78ZM104 170L103 172H102V170ZM111 169V170H110ZM121 169V170H120ZM131 169V170H130ZM133 169V170H132ZM158 169V170H157ZM4 170H6L7 172H5ZM11 170H12V173H11ZM14 170V171H13ZM41 172L42 170H44L43 172H39V171ZM47 170V171H46ZM77 170V171H76ZM92 170V171H91ZM93 170L95 171V172H93ZM108 170V171H107ZM114 170V171H113ZM123 170V171H122ZM137 170V171H136ZM22 171V172H21ZM31 171H33V172H31ZM64 171V172H63ZM69 173H68V172ZM72 171V172H71ZM78 173V171H79V173H78V175H77V173ZM90 171V172H89ZM97 171V172H96ZM110 171V172H109ZM120 171H121V173L122 174H124V175H120L119 173H120ZM125 171V172H124ZM128 171V172H127ZM142 173H141V172ZM151 171V172H150ZM153 171V172H152ZM8 173V172H10V173H8V174H5V173ZM14 172H15V174H14ZM21 172V173H20ZM67 172V173H66ZM84 172L85 173H87L86 175L84 174ZM118 172V173H117ZM47 173H49V174H47ZM64 173H66L68 176L70 175L71 176V174H73L74 173V175H72L71 177L69 176V177H66L67 175H65ZM71 173V174H70ZM75 173H76V176H75ZM96 173H97V176H96ZM111 173V174H110ZM128 173V174H127ZM132 173H133V175H132ZM138 173V174H137ZM150 173V174H149ZM9 174H11V175H9ZM15 175L14 177H13V175ZM19 174H21V175H19ZM23 174V175H22ZM52 174H53V178H52ZM58 174V175H57ZM82 174H84L83 176H82ZM103 174V175H102ZM108 174V175H107ZM127 174V175H126ZM130 174V175H129ZM135 174V175H134ZM148 174V175H147ZM156 174V175H155ZM7 175H9V176H7ZM47 175V176H46ZM51 175V176H50ZM62 175H63V178H62ZM89 175V176H88ZM99 175V176H98ZM101 175V176H100ZM107 175V176H106ZM111 175H113L114 176V178H113V176H111ZM116 175V176H115ZM137 175V176H136ZM142 176V178H144V179H142L143 180V182H144V188H142V190L143 191H141L142 193H140L141 195L143 194V192H144V196L142 195H140L141 196V199H142V201H144L145 203L148 201L147 199H149V201L150 202H147L146 203V205H147V207H148V210H147V214H145V215H143V216H140V215H138V212H137V210H132V209H123L122 208V205L123 204H121L120 202H119V200L117 199V193L119 194V193H127L128 192V190L129 191H131V192H129V193H127V194H133L135 191H136V189H134L135 187H139V186H137L136 185V182H134L135 180H134V178L135 179H138L139 181H142L141 180V176ZM19 176V177H18ZM56 176V177H55ZM75 176V177H74ZM95 176H96V178H95ZM125 176H127V177H129V179H127V183L126 184H122L121 183V180L125 177ZM132 176H133V179H132ZM145 176H148V177H145ZM153 176V177H152ZM20 177H21V179H20ZM39 177H40V179H39ZM55 177V178H54ZM74 177V178H73ZM106 177V178H105ZM137 177V178H136ZM139 177V178H138ZM152 177V178H151ZM155 177V178H154ZM16 178V179H15ZM19 180H18V179ZM23 178H24V180H23ZM39 179V181L40 182H38V184L36 183V181H37V179ZM47 178V179H46ZM50 178V179H49ZM120 178V179H119ZM122 178V179H121ZM152 179V181H151V179ZM10 179V181H8ZM13 179H15L16 180V182H15V180H14V182H13ZM33 179V180H32ZM44 180V183L43 182H41V180ZM53 179V180H52ZM59 179V180H58ZM62 179H63V181H62ZM80 179H81V181H80ZM84 179V180H83ZM90 179V180H89ZM111 181H110V180ZM114 179V180H113ZM150 179V180H149ZM155 179V180H154ZM157 179H158V181H157ZM7 180V181H6ZM11 180H12V182H11ZM23 180V181H22ZM42 180V181H43ZM57 180V181H56ZM67 180V181H66ZM79 180V181H78ZM113 180V181H112ZM117 180V181H116ZM22 181V182H21ZM28 181V182H27ZM33 183L32 185H30L31 184V182ZM49 182V183H46V182ZM54 181V182H53ZM129 181V182H128ZM8 182V183H7ZM10 182V183H9ZM22 183V185H21V183ZM29 182H30V184H29ZM35 182V183H34ZM64 182V183H63ZM77 182V183H76ZM80 182V183H79ZM113 182V183H112ZM117 182V183H116ZM151 182H152V186L150 185L151 184ZM12 183V184H11ZM14 183H16V185L14 184ZM20 183V184H19ZM23 183H24V186H25V188H22V187H24L23 186ZM54 183V184H53ZM60 183H62V184H60ZM70 183V184H69ZM82 183V184H81ZM96 183V184H95ZM112 183V184H111ZM131 183V184H130ZM133 183V184H132ZM154 183V184H153ZM155 183L158 185V186H156L155 185ZM161 183V182H160ZM170 184L169 185H171V186H173V184H174V180L173 179H170V182H169ZM173 183V184H172ZM18 184H19V186H18ZM37 184V185H36ZM53 184V185H52ZM82 186H81V185ZM89 184V185H88ZM91 184L94 186H91ZM99 184V185H98ZM120 184V185H119ZM5 185V186H4ZM12 185V186H11ZM15 185V186H14ZM36 185V188L34 187ZM48 185H50V186H48ZM65 185H67V186H69V187H67V186H65ZM103 185V186H102ZM106 185V186H105ZM108 185V186H107ZM117 185H119V186H117ZM11 186V187H10ZM21 186V187H20ZM41 186V187H40ZM55 186V187H54ZM65 186V187H64ZM71 186V187H70ZM78 186V187H77ZM90 186V187H89ZM98 187V188H96V187ZM151 188V189H153V190H151V192H150V190H149V187ZM12 187H15V188H13V191H12ZM33 187V188H32ZM61 188V190H60V188ZM68 188V191H67V188ZM118 187H119V189H118ZM120 187H121V189H120ZM127 187V188H126ZM134 187V188H133ZM3 188H5V189H3ZM17 188H19V189H17ZM29 190H28V189ZM52 188V189H51ZM63 188H65L64 190H63ZM71 188V189H70ZM85 188V189H84ZM87 188V189H86ZM94 188H96L97 190H102L103 192H105V193H99V192H95L96 191V189H94ZM147 188V189H146ZM17 189V190H16ZM23 189H25V190H23ZM33 189V190H32ZM36 189V190H35ZM38 189V190H37ZM47 189V190H46ZM76 189V190H75ZM84 189V190H83ZM107 191H106V190ZM126 189V190H125ZM128 189V190H127ZM131 189V190H130ZM5 192H4V191ZM21 190L23 191L22 193H21ZM53 190V191H52ZM61 191V192H57V191ZM79 190V191H78ZM88 190V191H87ZM91 190H93L94 191V193L92 192V194H91V192L90 191ZM119 190V191H118ZM133 190V191H132ZM148 190V191H147ZM180 190H181V188H180ZM2 191V192H1ZM15 191H16V193H15ZM17 191H20V193H18ZM35 191V193H33ZM36 191H37V193H36ZM43 191V192H42ZM46 191V192H45ZM52 191V192H51ZM73 191H76L75 193H73ZM121 191V192H120ZM147 191V192H146ZM211 191V189H209V192ZM14 194H12V193ZM56 193V194H52V193ZM83 192H84V195L86 194V196H84L83 195ZM89 192H90V194H89ZM115 192V193H114ZM5 193V194H4ZM30 193V194H29ZM70 193V194H69ZM111 193H114V194H111ZM151 195H150V194ZM211 193V192H210ZM9 196H7V195ZM27 194V197L25 196L24 197V195H26ZM38 194V195H37ZM41 195V197H40V195ZM48 194V195H47ZM67 194V195H66ZM69 194V195H68ZM80 194V196H78ZM108 194V195H107ZM111 194V195H110ZM208 194V193H207ZM6 196V198L4 199V197ZM37 195V196H36ZM66 195V196H65ZM73 195V196H72ZM77 195V196H76ZM39 196V197H38ZM69 196V197H68ZM87 196H89V197H87ZM115 196V197H114ZM151 196V197H150ZM203 196V195H202ZM202 196H199V199H202L203 197ZM8 197V198H7ZM63 197H65V198H63ZM95 197V198H94ZM104 197V198H103ZM108 199H107V198ZM145 197V198H144ZM202 197V198H201ZM10 198V199H9ZM39 198V199H38ZM48 198V199H47ZM92 198V199H91ZM93 198H94V201H91V200H93ZM101 200H100V199ZM110 198V199H109ZM3 199V200H2ZM18 199V200H17ZM23 199V200H22ZM27 199V200H26ZM57 199H58V201H57ZM63 200V202H61L62 200ZM88 199V200H87ZM99 199V200H98ZM157 199H159V200H157ZM20 200H22V202L20 201ZM24 200H26V201H24ZM39 202H38V201ZM49 200V201H48ZM96 200V201H95ZM103 200V201H102ZM146 200V201H145ZM3 201V202H2ZM20 201V202H19ZM28 201H30V202H28ZM46 201L47 202H49V203H46ZM51 201V202H50ZM52 201H53V203H52ZM60 201V202H59ZM101 201V202H100ZM108 201V202H107ZM18 202V203H17ZM25 202V203H24ZM37 204H36V203ZM54 202H55V204H54ZM58 202H59V204H61L62 205V207L64 208H62L59 204H58ZM67 202V203H66ZM75 202H76V204H75ZM92 202V203H91ZM103 202H105V203H103ZM78 203V204H77ZM91 205H90V204ZM98 203V204H97ZM102 203V204H101ZM149 203V204H148ZM156 203V204H155ZM5 204H7V205H5ZM18 204H20V206L18 205ZM30 204V205H29ZM37 205V206H34V208L32 207L33 205ZM41 206H40V205ZM53 204V205H52ZM64 204V205H63ZM70 204V205H69ZM74 204V205H73ZM80 204H82V205H80ZM101 204V205H100ZM114 206H113V205ZM116 204H119V205H116ZM23 205V206H22ZM50 205H51V207H50ZM55 205H56V207H55ZM69 207H68V206ZM75 205H77L78 206V208H77V206H75ZM89 205H90V207L92 206H94L95 205V207H94V209H92V207L90 208L89 207ZM99 205V206H98ZM110 205H112V206H110ZM21 206L22 207H25V208H21ZM26 206H28V209H27V207ZM29 206L31 207V208H29ZM39 206V207H38ZM46 206V207H45ZM58 206H60V207H58ZM64 206H67V209H69L70 207H72V208H74L73 210H71V211H68ZM79 206H81V208L79 207ZM107 206V207H106ZM115 206H117V207H115ZM10 207H12V208H10ZM18 207H20L19 209H18ZM40 207H43V208H40ZM76 207V208H75ZM114 208V209H111V208ZM6 208H8V209H6ZM37 208H39V209H37ZM60 208V209H59ZM89 208H90V210H89ZM10 209V210H9ZM23 209H25V210H23ZM45 209H47V211L45 210ZM64 211H63V210ZM80 210V211H78L77 212V210ZM84 209V210H83ZM101 210V212H100V210ZM111 209V210H110ZM3 210V211H2ZM5 210V211H4ZM13 210V211H12ZM28 210V211H27ZM32 210H34V211H32ZM40 210V211H39ZM70 210V209H69ZM75 210V211H74ZM86 210H89L88 212H86ZM106 210V211H105ZM121 210V211H120ZM21 211H22V214H21ZM50 211V212H49ZM61 211V212H60ZM90 211H91V213H90ZM96 211H97V215H96ZM103 211V212H102ZM115 211V212H114ZM153 211H154V213H153ZM155 211H156V213H155ZM15 212V213H14ZM26 212V213H25ZM31 212H33L34 214H32ZM42 212V213H41ZM81 212V213H80ZM83 212H85V214L83 213ZM116 212H118V213H116ZM120 212V213H119ZM25 213V214H24ZM31 213V214H30ZM48 213V214H47ZM69 213V214H68ZM75 213V214H74ZM169 213V215H173L174 213L173 212H168V210H166L165 211V214L167 215ZM16 214H17V216H16ZM18 214H21V215H18ZM35 214H36V216H35ZM47 214V215H46ZM58 214V215H57ZM115 214L117 215V216H115ZM24 215H25V218H22V216L24 217ZM27 215V216H26ZM65 215V216H64ZM108 215V216H107ZM124 215V216H123ZM128 215H130V216H128ZM149 215H150V217H149ZM7 216V217H6ZM19 216H21V217H19ZM35 216V217H34ZM71 216V217H70ZM76 218H75V217ZM99 216V217H98ZM106 216V217H105ZM114 216V217H113ZM123 216V217H122ZM128 218H127V217ZM145 216H147V217H145ZM26 217H28V218H26ZM81 217V218H80ZM108 217V218H107ZM118 217V218H117ZM125 217V218H124ZM141 217V218H140ZM145 217V218H144ZM159 217V218H158ZM9 218H11L9 221L10 222H6V221H8L7 219ZM33 218V219H32ZM66 218V219H65ZM71 218V219H70ZM92 218H93V221H91L92 220ZM94 218H96V219H94ZM126 218H127V220H126ZM142 218H144V219H142ZM149 218V219H148ZM13 219V220H12ZM63 219H64V221H63ZM74 219H76L77 221H75ZM157 219V220H156ZM59 220V221H58ZM149 220V221H148ZM57 221V222H56ZM67 221H69V223H67ZM71 221H75V222H71ZM79 221H81V222H79ZM132 221H136V223H135V225H132L133 223H132ZM149 223H148V222ZM159 221V222H158ZM192 223H193V225H195L197 228H200V223H199V221H198V219H191L190 220ZM71 222V223H70ZM89 222V223H88ZM97 222L99 223V224H97ZM74 223L76 224V225H74ZM117 223V224H116ZM123 223V224H122ZM126 223H128V224H126ZM130 223H131V225H130ZM142 223V224H141ZM145 223V224H144ZM158 223V224H157ZM94 224H96V225H94ZM115 224V225H114ZM92 225H93V227H92ZM121 225H123V226H121ZM149 227H148V226ZM62 226H64V229H63V227ZM72 226V227H71ZM89 226V227H88ZM130 226V227H129ZM115 227V228H114ZM147 227H148V231L146 230L147 229ZM155 227V228H154ZM66 228V229H65ZM71 228V229H70ZM130 228V229H129ZM144 228V229H143ZM158 228V230H156ZM11 229H13V230H11ZM63 231H62V230ZM70 229V230H69ZM92 229H97V230H92ZM141 229V230H140ZM27 230V231H26ZM32 230H34V231H32ZM55 230V231H54ZM58 230V231H57ZM68 230V231H67ZM82 230V231H81ZM138 230H140L139 232H138ZM163 230V231H162ZM24 231H26V233L24 232ZM41 231H43V232H41ZM57 231V232H56ZM59 231H61V232H59ZM88 231V232H87ZM25 234H24V233ZM92 232V233H91ZM146 232V233H145ZM152 232V233H151ZM158 232V233H157ZM161 232H163V233H161ZM165 232V233H164ZM20 233H21V235H20ZM55 233V234H54ZM67 235H65V234ZM95 233V234H94ZM98 233V234H97ZM104 233V234H103ZM138 233V234H137ZM144 233V234H143ZM39 236H38V235ZM6 237H5V236ZM14 235V236H13ZM18 235H19V237H18ZM35 235H36V237L38 236V238H35ZM65 235V236H64ZM77 235V236H76ZM135 235V236H134ZM163 236V237H160V236ZM18 238H17V237ZM104 237V239H103V237ZM40 237H42V238H40ZM48 237H49V239H48ZM68 237V239H66ZM79 237H81V239H83V241L81 240L80 241V239H79ZM91 237V238H90ZM99 237H100V239H99ZM45 238V242L43 241V239ZM51 238V239H50ZM71 238V239H70ZM139 238V239H138ZM144 238V239H143ZM151 238V239H150ZM154 238V239H153ZM164 238H165V240H164ZM5 239V240H4ZM11 239V243H12V246H11V243H10V240ZM19 239V240H18ZM26 239V240H25ZM31 239V240H30ZM77 239V240H76ZM84 239H85V241H84ZM95 239V241H93V240ZM135 241H134V240ZM145 239H148V240H145ZM22 240L23 241H25L24 243L22 242ZM30 240V241H29ZM41 240H42V242H41ZM64 240V241H63ZM79 240V241H78ZM90 240H92V241H90ZM98 240V241H97ZM3 241H5L4 243H3ZM59 241V242H58ZM71 241V242H70ZM75 241V242H74ZM100 241H102V242H100ZM164 241H166V242H168V243H164ZM20 242V243H19ZM23 244H22V243ZM27 242V243H26ZM50 242V243H49ZM66 242V243H65ZM76 242H78V243H76ZM85 242V243H86ZM96 242H100L99 244L97 243L96 245L94 244V243H96ZM131 242V243H130ZM4 245H3V244ZM61 243V244H60ZM139 243V244H138ZM155 243V244H154ZM35 244V245H34ZM47 244V245H46ZM64 244V245H63ZM69 244H71V245H69ZM129 244V245H128ZM137 244L139 245V247L137 246ZM160 244V245H159ZM6 245V246H5ZM14 245V246H13ZM51 247H50V246ZM127 245V246H126ZM2 246L4 247V248H2ZM9 246V247H8ZM33 246H34V248H33ZM35 246H36V248H35ZM41 246L43 247V248H41ZM125 246V247H124ZM142 246V247H141ZM144 246V247H143ZM31 247V248H30ZM38 247H39V249H38ZM53 247V248H52ZM26 248V249H25ZM41 248V249H40ZM49 248V249H48ZM51 248V249H50ZM137 248V249H136ZM15 249V250H14ZM46 249V250H45ZM58 249H60V250H58ZM144 249H146V250H144ZM14 252V251H18V252H21V253H16V256H15V254H13L12 252ZM24 250V251H23ZM27 252H26V251ZM141 250V251H140ZM23 251V252H22ZM30 251V252H29ZM35 251H37V253H35ZM39 251H40V253H39ZM55 251V252H54ZM71 251V252H70ZM143 251H145V252H143ZM199 251V250H198ZM11 252V253H10ZM142 252V253H141ZM5 256V258L3 259L2 258V254ZM6 253V254H5ZM15 253V252H14ZM26 253V254H25ZM20 254V255H19ZM22 254V255H21ZM54 254V255H53ZM75 256H74V255ZM133 254V255H132ZM138 256H137V255ZM155 254V256H153ZM156 254H157V256H156ZM6 255H7V257H6ZM29 255L31 256V258L29 257ZM36 255V257L34 258L33 256H35ZM68 257H66V256ZM72 255H73V258H72ZM125 255V256H124ZM135 255V256H134ZM22 256L24 257V260H23V258H22ZM129 256L130 257H132V258H129ZM136 256H137V258H136ZM153 256V257H152ZM11 257H13V258H11ZM15 257V258H14ZM34 259H33V258ZM121 257V258H120ZM2 258V259H1ZM10 258V259H9ZM29 258H30V260H29ZM40 258V259H39ZM60 258V259H59ZM9 259V260H8ZM18 259V260H17ZM36 259V260H35ZM52 259V260H51ZM65 259V260H64ZM126 259L128 260V261H126ZM131 259V260H130ZM4 260V261H3ZM10 260H11V262H10ZM15 260V261H14ZM28 260V261H27ZM33 260H35V261H33ZM46 260H47V263H46ZM49 260V261H48ZM74 260V261H73ZM81 260V261H80ZM122 260V261H121ZM158 262H157V261ZM19 261V262H18ZM94 261V262H93ZM137 261V262H136ZM152 261V262H151ZM153 261H155V262H153ZM22 262V263H21ZM75 262V263H74ZM78 262V263H77ZM86 262H88V263H86ZM141 262V263H140ZM145 262H143V264H145ZM186 264H201V262L198 260V258L197 257H195L194 258V260H191V261H189V262H187ZM208 264H213V262H211V263H208Z\"/></svg>",
  "mask_w": 264,
  "mask_h": 264
}]
</instances>
